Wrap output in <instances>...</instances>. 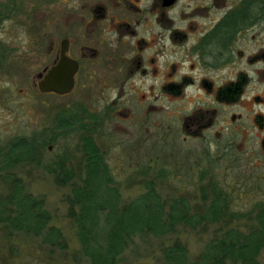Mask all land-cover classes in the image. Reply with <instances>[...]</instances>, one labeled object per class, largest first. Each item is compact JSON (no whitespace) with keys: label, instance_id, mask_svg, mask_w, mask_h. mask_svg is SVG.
<instances>
[{"label":"flooded vegetation","instance_id":"obj_1","mask_svg":"<svg viewBox=\"0 0 264 264\" xmlns=\"http://www.w3.org/2000/svg\"><path fill=\"white\" fill-rule=\"evenodd\" d=\"M11 2L10 18L26 31L10 46L0 40V70L16 69L20 48L30 65L42 64L30 79L40 95H77L56 118L81 149L86 135L103 151L124 145L117 134L158 149L163 134L176 132L220 151L226 129L236 130L231 121L246 116L264 131V0ZM60 65L74 72L72 91L40 93ZM260 145L264 151V138Z\"/></svg>","mask_w":264,"mask_h":264},{"label":"rangeland","instance_id":"obj_2","mask_svg":"<svg viewBox=\"0 0 264 264\" xmlns=\"http://www.w3.org/2000/svg\"><path fill=\"white\" fill-rule=\"evenodd\" d=\"M11 1L0 0V12L7 10L6 14H9L7 21L0 26V40L8 46L17 37H24L26 31L25 26L20 23L15 25V19L10 18L13 15L8 10ZM16 49L19 51L16 69L7 73L0 70V142L42 134L50 136L57 131L56 115L60 110L71 108L78 100L77 95L63 99L40 95L30 79H34L41 71L42 64L30 65L25 50ZM83 107L89 112L88 103H83ZM232 112L239 113V109ZM231 127L236 130L226 129L217 142L226 146L220 151L216 150V146L205 151L202 142L184 141L176 132L172 135L163 134L158 149L157 146L156 149L130 146L132 144H127L130 138L119 134L115 137L123 140L124 145L105 147L123 201L131 202L145 193V182L152 179L164 200L170 202L184 196L191 202L193 209L200 210L203 205L200 178L205 173L210 183L217 179L233 192L232 210L239 214L229 224L227 221L203 225L196 230L181 225L164 238L138 237L118 264H165L164 249L177 242L187 248L190 259L195 261L204 252L206 245L229 227L245 232L256 224V209L253 205L260 202L264 204V151L260 145L264 131H255L249 116L241 121H231ZM77 141L73 134L58 137L55 143L50 144L51 153L44 155V162L55 155L64 154L69 158L67 165L78 169L82 149ZM154 154H159L160 160L154 161ZM142 171H148V174L142 175ZM160 171H163L165 177H161ZM16 173L30 194L44 200L52 216L51 226L61 230L66 248L50 247L41 238L14 232L0 224V264H90L82 254L75 221L71 216V185L61 184L54 174L34 163L23 165ZM206 182L204 180L202 185ZM9 192V184L0 174V198ZM260 261L264 264V251Z\"/></svg>","mask_w":264,"mask_h":264},{"label":"trees","instance_id":"obj_3","mask_svg":"<svg viewBox=\"0 0 264 264\" xmlns=\"http://www.w3.org/2000/svg\"><path fill=\"white\" fill-rule=\"evenodd\" d=\"M55 123L57 131L50 136L42 134L0 142V174L10 186V192L0 198V224L12 231L41 238L50 247L66 248L61 230L51 226L52 216L44 200L30 194L16 173L29 163L45 167L58 182L71 185V216L82 254L90 264H118L138 237L164 238L181 225L196 230L203 225L227 221L229 224L239 217L232 210L233 192L217 179L210 183L205 173L200 178L203 196L200 210L193 209L184 196L170 202L164 200L152 179L145 182V193L131 202L123 201L108 153L97 147L90 135L84 136L78 169L67 165L69 158L64 154L44 162L47 146L69 134L65 130L69 125H63L58 118ZM148 171L141 174L147 175ZM160 174L165 177L163 171ZM204 180L207 182L202 185ZM253 206L256 224L248 231L229 227L212 239L195 261L190 259L187 248L177 242L164 249V263L263 264L260 256L264 251V204Z\"/></svg>","mask_w":264,"mask_h":264},{"label":"water","instance_id":"obj_4","mask_svg":"<svg viewBox=\"0 0 264 264\" xmlns=\"http://www.w3.org/2000/svg\"><path fill=\"white\" fill-rule=\"evenodd\" d=\"M74 72L62 65L54 68L48 76L40 81L38 90L40 93L55 92L64 95L72 91L74 87Z\"/></svg>","mask_w":264,"mask_h":264}]
</instances>
